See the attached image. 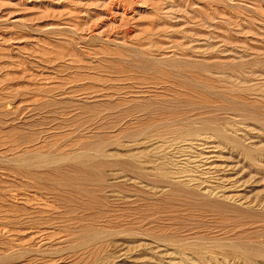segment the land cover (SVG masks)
<instances>
[{
    "label": "rangeland",
    "instance_id": "374dc122",
    "mask_svg": "<svg viewBox=\"0 0 264 264\" xmlns=\"http://www.w3.org/2000/svg\"><path fill=\"white\" fill-rule=\"evenodd\" d=\"M0 264H264V0H0Z\"/></svg>",
    "mask_w": 264,
    "mask_h": 264
}]
</instances>
